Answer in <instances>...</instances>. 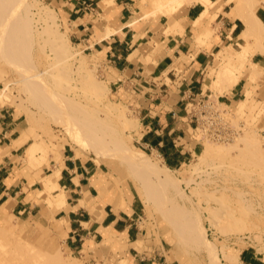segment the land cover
Segmentation results:
<instances>
[{
  "label": "rangeland",
  "instance_id": "1",
  "mask_svg": "<svg viewBox=\"0 0 264 264\" xmlns=\"http://www.w3.org/2000/svg\"><path fill=\"white\" fill-rule=\"evenodd\" d=\"M212 1L215 6L219 0ZM242 1V11L253 25L246 40L261 45L264 38L258 33L264 30L255 16L263 0ZM228 3L235 14L234 2ZM138 4L137 16L152 24V30L160 21L163 25L156 30L165 33V24L169 26L179 10L190 5L185 3L169 13L156 11L150 0ZM100 16L103 20L110 17ZM224 49H230L225 57L232 64L223 63L216 54L208 67L210 80L205 88L209 86L212 95L191 105L197 119L195 140L186 162L170 167L171 184L160 183L129 152L157 157L161 169L166 164L157 153L143 152L138 142L134 90L127 84L111 83L113 71L103 44L92 39L75 42L66 17L49 0H0V103L14 106L22 114L25 132L17 144L31 137L24 154L28 167L58 164L65 148L76 157L80 158L79 151L86 159H98L94 161L104 164L123 199L130 192L141 200L146 226L162 234L167 256L179 264H226L225 253L241 254L243 249L258 254L264 264V79L250 58L252 45L229 44ZM221 65L235 72L233 80H215ZM240 77L250 89L240 100L222 103L218 95ZM112 108L117 112L108 114L107 109ZM137 184L143 185L149 201L142 199ZM55 188L43 190L50 194ZM56 197L50 194L47 206H60ZM229 211L232 217L228 220L225 214ZM0 213V264H85L67 247L62 228L39 220L40 215L21 220ZM212 219L221 227L213 225Z\"/></svg>",
  "mask_w": 264,
  "mask_h": 264
},
{
  "label": "crops",
  "instance_id": "2",
  "mask_svg": "<svg viewBox=\"0 0 264 264\" xmlns=\"http://www.w3.org/2000/svg\"><path fill=\"white\" fill-rule=\"evenodd\" d=\"M49 1L66 17L75 42L92 39L103 44L113 71L111 83L127 84L136 94L142 151L157 153L169 167L186 162L191 152L197 120L191 105L212 95V89L205 88L210 80L206 72L216 54L223 63L232 64L225 57L230 49L224 47L252 45L253 51L247 56L250 54L264 79V41L258 45L241 36L245 24L230 11L226 0H219L199 23L194 20L205 6L194 3L181 8L170 27L165 24L166 33L156 30L163 25L160 21L152 30V24L143 21L142 15L137 16L139 0ZM100 14L110 16L109 20H103ZM256 14L264 27V0ZM249 89L245 78L240 77L218 98L232 104ZM22 122V114L14 106L0 103L3 215L8 212L21 220L40 215L39 220L62 228L67 247L78 253L85 264H179L167 256L162 234L146 226L141 200L130 192L123 199L103 163L83 160L65 148L58 164L28 167L24 154L32 143L31 137L17 144L25 132ZM56 168L60 169L58 187L50 194L57 196L55 201L60 206L54 207L47 206L50 194L43 187L46 188L45 176ZM240 259L243 264H263V259L249 249L241 251Z\"/></svg>",
  "mask_w": 264,
  "mask_h": 264
},
{
  "label": "bare ground",
  "instance_id": "3",
  "mask_svg": "<svg viewBox=\"0 0 264 264\" xmlns=\"http://www.w3.org/2000/svg\"><path fill=\"white\" fill-rule=\"evenodd\" d=\"M230 1H233L234 2V5H233V12H235V15L240 18V20H242L245 24V29L243 30V32L241 33V36L244 38V39H247V37L249 36V34L251 33L252 31V20L249 18L248 15H246L243 11H242V4H243V1L242 0H227V2H230ZM150 3L153 5L154 9L157 11V10H162V11H173L175 9H177L178 7H181L183 6L185 3H188V4H196V3H199V4H202L203 6H205V10L201 12L200 16L194 20V22L196 23H199V22H203L208 13H209V10L211 7H213V4L214 2L212 0H150ZM150 4V5H151ZM151 5V6H152ZM155 11V12H156ZM161 12V11H160ZM168 13V12H166ZM168 13V14H169ZM165 14V13H164ZM150 15V13H149ZM255 17H257V19L259 20V23L260 25L262 26L263 30H264V27L262 25V22L261 20L258 18V16L256 15ZM241 32V31H240ZM258 36L264 38V31L258 33ZM62 37V36H60ZM59 40L61 38H58ZM68 41H69V38H67ZM61 41V40H60ZM59 41V42H60ZM63 41V39H62ZM61 41V42H62ZM57 42V41H56ZM60 42V44H61ZM58 45V44H57ZM60 46V45H59ZM216 76L218 79H227V80H233V78L236 76L235 72L228 66H221L219 68V70L216 71ZM110 108V107H109ZM117 111L114 110L113 108L112 109H107V113L108 114H114L116 113ZM132 158L135 160V162L138 164V165H141V166H144L145 168H149L155 175V177L157 178V180L162 183V184H171L173 183V177L171 176L170 174V170H172L168 165L166 164H163L162 168H159V165H158V160H157V157L156 159L152 158L151 156H147V157H142L141 155H139L136 151L134 150H129ZM78 154L80 156L81 159L85 160L86 158H88L86 155L80 153L78 151ZM144 154V153H143ZM96 160V162H99L98 159H94ZM59 170H54L53 173L50 174V176L46 177L45 178V183H46V188L45 189H50L51 187H58V183H57V179L59 177ZM137 189H138V193L140 194V196L142 197V199L147 202L149 201V196L148 194L146 193L145 189H143V185L141 184H137ZM221 198H219L218 200H220ZM212 201H215L212 199ZM223 201V198L222 200ZM235 201V200H234ZM218 205H219V201L217 202ZM223 205L225 204V201L222 202ZM240 203V202H239ZM243 204V203H241ZM220 205H222L220 203ZM209 207V206H208ZM228 206H226L227 208ZM241 207V206H239ZM211 210H213V207H210ZM215 208V207H214ZM218 208V209H217ZM220 208L222 207H216L217 210H221ZM229 208V207H228ZM244 208V207H243ZM223 209V208H222ZM4 210V209H3ZM224 210V209H223ZM243 212V211H242ZM215 213V212H214ZM217 214V213H215ZM224 214L223 212L221 213V215ZM219 216V214H217ZM231 213L230 211L229 212H226L225 214V218H229L231 219L232 216H230ZM217 216V217H218ZM214 217V215H213ZM216 217V216H215ZM214 217V218H215ZM218 218H221V216H219ZM226 219V220H227ZM228 219V220H229ZM199 221V220H198ZM222 221V219H221ZM224 221V220H223ZM212 224L217 226V227H221V225H219L218 223V220H214L212 219ZM200 223V221H199ZM198 223V227H201ZM227 225V224H226ZM202 229V228H201ZM205 231V230H204ZM203 237H204V242L208 245H209V240L208 238L205 236V234H203ZM106 242H109V241H106ZM206 246V245H205ZM207 246V247H208ZM209 248V247H208ZM206 249L207 251L209 249ZM210 252V251H209ZM212 254V253H211ZM211 256V255H210ZM225 256V260H226V264H240L241 263V259H240V254L239 252H231V253H228V254H224ZM212 261L215 262L216 260L214 259L213 255H212Z\"/></svg>",
  "mask_w": 264,
  "mask_h": 264
}]
</instances>
